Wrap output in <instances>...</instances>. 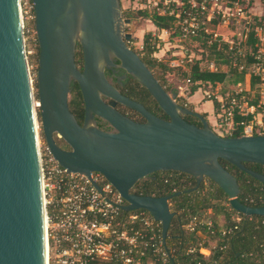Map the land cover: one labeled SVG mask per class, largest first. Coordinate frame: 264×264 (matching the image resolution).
<instances>
[{
    "label": "water",
    "instance_id": "obj_1",
    "mask_svg": "<svg viewBox=\"0 0 264 264\" xmlns=\"http://www.w3.org/2000/svg\"><path fill=\"white\" fill-rule=\"evenodd\" d=\"M31 2L38 47L35 94L20 2L0 0V264H46L39 135L67 172L84 174L90 180V173L97 171L123 198V211H147L160 223L164 247L168 227L177 217L169 199L181 191L161 196L132 191L138 180L156 171L191 175L195 184L185 191L195 190L209 179L222 189L235 211L245 217L264 215V205L251 206L239 200L236 177L219 161L223 159L264 183V174L244 165L264 166V133L219 135L199 112L178 104L176 93L167 92L127 45L130 35L124 27L130 20L122 17L120 0ZM77 44L81 69L75 62ZM113 66L143 86L168 119L122 94L105 75ZM71 82L77 83L82 96V124L68 106ZM117 103L136 111L144 121L122 113L115 107ZM184 113L198 117L201 125L184 120ZM95 116L112 130L101 129ZM60 139L65 146L58 143ZM169 260L175 264L170 255Z\"/></svg>",
    "mask_w": 264,
    "mask_h": 264
},
{
    "label": "trees",
    "instance_id": "obj_2",
    "mask_svg": "<svg viewBox=\"0 0 264 264\" xmlns=\"http://www.w3.org/2000/svg\"><path fill=\"white\" fill-rule=\"evenodd\" d=\"M33 12V9H32ZM138 14L150 18L157 28H167L172 25L173 16L159 15L147 10H139ZM130 12H127L129 17ZM264 15V12H263ZM262 24L259 22L258 26ZM194 39H201L206 44L209 51L208 59L212 62L214 69L202 68L199 59L190 64L188 72L182 71L181 75L188 79L190 86L188 94L192 95L204 84L212 86L219 83L237 84L243 82L245 75L249 73L250 88H255L256 84H264V50H259L260 39L257 31L251 27L245 39L240 43L246 49L244 52L237 51L236 46H230L223 41L220 36L212 37L211 34L200 32ZM144 56H140L150 68L159 65L164 73L166 65L156 63V59L150 57L154 50V45L145 37ZM209 41V42H208ZM37 42V41H36ZM239 45V46H240ZM75 62L81 69L82 56L80 45L77 44L75 51ZM187 64V63H186ZM225 66V69L222 66ZM256 65V72H249V66ZM154 75V74H153ZM155 76V75H154ZM162 87L169 93L178 90L176 87L166 85L161 77L155 76ZM127 85L120 89L121 93L142 103L146 109L155 115L166 118V114L158 107L155 100L148 91L141 86L130 75L127 77ZM224 92V91H222ZM255 98L249 100V104L257 103ZM216 114L220 101L215 97H208ZM120 105V104H118ZM257 105V104H256ZM68 106L79 124L83 120V101L76 82L70 83L68 94ZM117 109L123 113L117 106ZM259 110L256 108V112ZM201 114V113H200ZM203 116V114H201ZM184 120L197 126L201 125L198 117L194 115H183ZM232 126L229 128L230 135L238 136L242 128L240 122H252L253 114L241 115L235 113L232 117ZM220 163L232 173L239 184V200L247 205H264V183L251 177L249 174L240 171L229 162L219 159ZM244 165L252 170L264 174V166L258 163L245 162ZM195 184L194 178L181 171H156L138 180L132 191L142 195L161 196L181 191L179 194L169 199V207L177 213L173 217L165 240V249L173 259L175 264H264V215H251L245 217L242 213L231 208L226 194L213 181L205 179L197 189L185 191ZM143 210V209H138ZM210 210V224L198 223L194 230L189 231L186 224L190 217L202 218ZM122 214H125L124 212ZM239 216V221L235 217ZM236 226V227H235ZM230 229L229 232L222 233L223 230ZM189 246H195L193 251H189ZM200 247L209 248L208 255L199 252ZM150 255V251L144 257Z\"/></svg>",
    "mask_w": 264,
    "mask_h": 264
},
{
    "label": "built area",
    "instance_id": "obj_3",
    "mask_svg": "<svg viewBox=\"0 0 264 264\" xmlns=\"http://www.w3.org/2000/svg\"><path fill=\"white\" fill-rule=\"evenodd\" d=\"M130 1V10H147L150 13L173 16L172 25L160 30L169 35L173 34L175 38H194L200 32L211 34L212 37L217 36L207 29L206 24L212 21L213 5L218 0ZM224 1L236 4L238 0ZM19 2L22 16L32 12L31 0ZM122 17L125 18L123 15ZM155 37L152 33L151 38ZM157 37L160 38V35ZM243 40L234 43L237 50ZM126 43L133 48L130 39ZM180 61L191 62V57L188 55L184 61ZM180 61L171 64L182 66ZM186 81L188 82V79ZM240 90L234 91L226 102L221 104V122L228 128L232 126L231 120L235 113L247 115L255 110V105L249 104ZM240 124L242 128L239 135L261 133L254 130L250 122ZM257 125L261 126V123ZM38 151L46 207V264H171L169 253L161 240L160 223L147 211H123L120 207L124 204L123 198L97 171L90 173L91 181L84 174L67 172L52 157L44 141L40 140V135ZM91 182L98 185L100 190L98 191ZM123 212L125 214H122ZM239 219L238 216L237 221ZM201 222L210 224V221H205L203 217L192 216L186 228L192 231ZM229 231L230 229H225L222 233ZM194 249L195 246L188 248L190 252ZM148 250L150 255L144 257Z\"/></svg>",
    "mask_w": 264,
    "mask_h": 264
},
{
    "label": "rangeland",
    "instance_id": "obj_4",
    "mask_svg": "<svg viewBox=\"0 0 264 264\" xmlns=\"http://www.w3.org/2000/svg\"><path fill=\"white\" fill-rule=\"evenodd\" d=\"M130 0H120L121 4V15L129 19L130 22L125 25L124 32L130 35V40L132 44V49L139 55L144 56L145 47V37L148 36V40L151 44L154 45V50L151 52L150 57L156 59V63H164L166 69L162 73V69L159 65H154L151 67V71L155 76L161 77V80L165 82L166 85L171 87H176L178 92L176 94V102L181 105H185L193 111H197L203 114L204 118L208 121L210 127L219 135L225 136L230 135L231 131L221 122V104L226 102V99L230 97L234 91L241 89L243 95L246 97L247 101L255 98L257 96V105L255 104V110L253 113V122L256 124L254 130H258L264 133V124L261 126L257 125L256 117L260 115L261 120L264 123V84L258 83L255 88L251 89L249 85V80L247 84L246 78L250 77L249 73L245 75L243 82L237 84L231 83H219L214 86L210 84H204L198 92L194 95L196 98H190L188 94V87L190 83L186 81V78L181 75L182 71L188 72L190 69V64L194 60L199 59V64L202 68L214 69V66L210 59H208L209 51L206 44L203 43L201 39L186 38L178 39L175 38L173 34L169 35L168 33H163L159 28H157L149 19L144 15L138 14L134 10H130L128 7L132 6ZM230 5V6H229ZM214 14L211 22L206 24V27L212 34L216 33L217 36L225 35L228 37L227 41L230 46H234V43H238L240 40L245 39V36L248 30L253 27L257 32H260L261 39L259 44V50H264V0H238L236 4H228L224 0H218L214 5ZM229 7V8H228ZM229 9V10H228ZM127 12H130L129 17H127ZM261 23V26H258V23ZM22 31L24 39V47L27 59L28 70L30 74L32 91L36 93V68H37V53L38 47L36 42V35L34 30L33 23V13L28 12L22 16ZM243 36L241 37V33ZM152 33L156 36L155 39H152ZM150 34V37H149ZM160 35V38L157 37ZM244 37V38H243ZM220 38H222L220 36ZM209 42V41H208ZM242 42V41H241ZM240 42V43H241ZM239 43V45H240ZM243 43V42H242ZM238 45V50L244 52L247 48L244 45ZM188 55L191 57V62L184 61ZM183 60L182 64L180 60ZM182 66H174L171 63H178ZM225 69V66H222ZM257 66L250 65L249 72H256ZM240 90V91H241ZM224 91V92H222ZM170 92V91H169ZM220 96V99L217 97ZM208 97H215L220 101L218 108V113L216 114V108L211 112H201V104L208 100ZM37 109V104H34ZM118 108L124 113H127L130 117L140 120V116L133 112L130 108H127L122 105H118ZM256 108L257 110L256 112ZM252 124V122H250ZM39 132H40V122ZM253 125V124H252ZM41 134V132H40ZM40 140L42 136L40 135ZM58 143L62 145V142ZM210 210H207V213L203 215L205 221L210 220ZM237 215L235 220H237ZM205 254L204 251H200Z\"/></svg>",
    "mask_w": 264,
    "mask_h": 264
},
{
    "label": "flooded vegetation",
    "instance_id": "obj_5",
    "mask_svg": "<svg viewBox=\"0 0 264 264\" xmlns=\"http://www.w3.org/2000/svg\"><path fill=\"white\" fill-rule=\"evenodd\" d=\"M116 63H117V61H116ZM105 75H106V77L108 78V80L116 87V88H118L119 90L121 89V88H123L124 86H126L127 85V82H126V80H127V77H128V75L129 74H126V72L122 69V68H120V67H117V66H113V67H111V68H109V69H106L105 70ZM121 92V91H120ZM118 104L119 103H117L116 105H115V107L117 108V106H118ZM121 105V104H120ZM181 105V104H180ZM182 106H184V107H187V106H185V105H182ZM188 108V107H187ZM188 109H190V108H188ZM132 110V109H131ZM191 110V109H190ZM133 112H135V113H137L136 111H134V110H132ZM193 111V110H192ZM163 112V111H162ZM124 113V112H123ZM164 113V112H163ZM84 114V113H83ZM124 114H126L128 117H130L127 113H124ZM138 114V113H137ZM154 114V113H153ZM139 116H140V120H137V119H135V118H132V117H130V118H132V119H134V120H136V121H139V122H143L144 121V118L140 115V114H138ZM183 115H191V114H188V113H184V114H181V116H183ZM157 116H160V115H157ZM183 118V117H182ZM165 119H168V117H167V115H166V118ZM82 122H83V120H82ZM95 122H96V124L101 128V129H103V130H107V131H110V130H112V128L110 127V125L106 122V121H104V120H102V119H100L99 117H97V116H95ZM59 142H62V145L63 146H65V144H64V142L60 139L59 140Z\"/></svg>",
    "mask_w": 264,
    "mask_h": 264
},
{
    "label": "crops",
    "instance_id": "obj_6",
    "mask_svg": "<svg viewBox=\"0 0 264 264\" xmlns=\"http://www.w3.org/2000/svg\"><path fill=\"white\" fill-rule=\"evenodd\" d=\"M243 33H244V31H242V33H241L240 36H242ZM257 34H258L259 39H261L262 36H261L260 32H257ZM220 36L222 37V39L228 40V37H226L224 34H223V35H220ZM246 80H247V84H248V80H249V78L247 77ZM197 92H198V91H196V92H194L192 95H190V98H196V96H194V95H195ZM217 96H218V95H217ZM217 98L220 99V96H218ZM201 107L203 108L201 112H206V111L211 112V111L213 110V104H212V102H211L210 100H205V101L201 104ZM256 118H257V119H256V122H257V123H261L262 125L264 124V123H263V120H261V118H260V115H259V117L257 116ZM201 250H202V252L204 251V253H205L204 255H208L209 252H210L209 248H207V247H201Z\"/></svg>",
    "mask_w": 264,
    "mask_h": 264
},
{
    "label": "bare ground",
    "instance_id": "obj_7",
    "mask_svg": "<svg viewBox=\"0 0 264 264\" xmlns=\"http://www.w3.org/2000/svg\"><path fill=\"white\" fill-rule=\"evenodd\" d=\"M34 106H35V105H34ZM34 108H35V110H37L36 107H34ZM45 248H46V251H47V246H46ZM45 254H46V252H45ZM45 257H46V256H45ZM45 260H47V257H46Z\"/></svg>",
    "mask_w": 264,
    "mask_h": 264
}]
</instances>
